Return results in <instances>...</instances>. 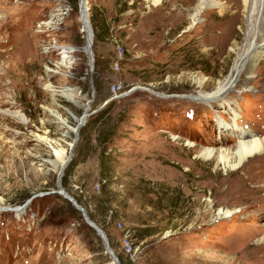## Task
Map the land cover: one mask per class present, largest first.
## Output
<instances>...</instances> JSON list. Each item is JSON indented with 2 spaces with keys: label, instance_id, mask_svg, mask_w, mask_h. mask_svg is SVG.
Masks as SVG:
<instances>
[{
  "label": "rangeland",
  "instance_id": "374dc122",
  "mask_svg": "<svg viewBox=\"0 0 264 264\" xmlns=\"http://www.w3.org/2000/svg\"><path fill=\"white\" fill-rule=\"evenodd\" d=\"M80 1L0 0V264H112L59 182L120 264H264V155L216 160L237 131L264 137V53L221 99H199L264 6L248 20L240 0H203L193 20L202 0H85L91 69ZM61 47L74 50L64 66ZM86 106L59 178L54 150L68 157Z\"/></svg>",
  "mask_w": 264,
  "mask_h": 264
},
{
  "label": "bare ground",
  "instance_id": "6f19581e",
  "mask_svg": "<svg viewBox=\"0 0 264 264\" xmlns=\"http://www.w3.org/2000/svg\"><path fill=\"white\" fill-rule=\"evenodd\" d=\"M159 0H153L152 3L155 5L158 4ZM241 6L246 10L248 20L251 19V17L254 15L255 7L257 1H259L260 6H264V2L262 0H240ZM86 2V1H85ZM201 6L198 12H196L192 19L195 20L197 15L200 13V10H202L205 7V2L203 0L201 1ZM214 3V2H213ZM210 4V3H209ZM261 6V7H262ZM85 10L81 11L80 14V21L83 25V33L85 34L86 38V48L84 51L89 54V43L92 41V32L90 25L88 24V18H87V5L85 4ZM264 8V7H263ZM260 12V10H259ZM258 12V14H259ZM261 24L260 27L255 26V29L253 31V36L249 40L248 48L243 51L235 60V63L231 69L230 75L224 79L222 82H220L217 86V88L210 93H202L199 95V99L206 102H212L215 99H221L222 95L226 94L231 90V88L234 86L235 83H237L238 75L241 73V71H246L250 69L251 65L255 62V59L258 58L262 53H264V11L261 14L260 17ZM260 23V22H259ZM63 49L61 51V61L60 65L64 66L63 63L69 58L71 54L74 53L73 48L71 47H61ZM90 64V62H89ZM91 68V64H90ZM245 73V72H244ZM248 82H245L244 87L248 88ZM202 86V85H200ZM61 96L69 103L74 105H79V98L77 96V93L75 90H71L69 88H65L61 91ZM88 107H85V110ZM228 111L231 114L233 110L228 106ZM55 118L60 121V124L65 125V121L61 120L59 116H57L55 113ZM81 120V119H80ZM231 121L232 118H230ZM218 127L221 130H224L226 127V124L222 121L218 122ZM68 130V129H67ZM76 133V129H69V132L67 133L69 136ZM234 137L237 140V144L233 146L231 150H221L217 154L216 160L222 164L225 168H229L231 170L239 167L241 164L245 163L247 159H252L255 156H259L261 158L262 155H264V137L257 138L253 134H241L238 131L234 133ZM72 147V145H70ZM216 150L214 148H205L202 150L201 158L203 160H210L215 157ZM54 156L55 159L53 161V165H56V167L61 168V172L63 170L64 163L66 162V159L62 158V153L60 151L54 150ZM263 157V156H262ZM264 158V157H263ZM222 211V210H221ZM219 215H222L224 218L230 215L229 211L226 212H220ZM263 228V227H262ZM264 240V237L261 238ZM262 240V241H263ZM264 242V241H263ZM127 243V242H126ZM125 243V244H126ZM130 244V243H129ZM130 250V249H129ZM132 251V250H131Z\"/></svg>",
  "mask_w": 264,
  "mask_h": 264
},
{
  "label": "water",
  "instance_id": "95a60500",
  "mask_svg": "<svg viewBox=\"0 0 264 264\" xmlns=\"http://www.w3.org/2000/svg\"><path fill=\"white\" fill-rule=\"evenodd\" d=\"M85 0H81L80 1V9L81 11H84L85 10ZM92 41H90L89 43V58H90V64H91V69H92V61H93V54H92ZM88 105H90L89 103H87ZM90 111V107L88 106V108L85 110L84 112V115L83 117L81 118V120L79 121V126L76 128V133H75V139L72 143V147L70 148V152H69V155H68V158L66 160V162L64 163V166H63V170L62 172L59 174V178H61L63 176V172L65 170V168L67 166H69L71 160H72V151L74 149V146H75V142L77 140V135H78V130H80L85 124L86 120L93 115V113H89ZM59 184V190L56 192L57 194H59L60 196H62L64 199H66L68 202H70L77 210H79L80 212H82V215L84 217V220H85V223H87L92 229H94L95 232H97V234L99 235V237L102 239L103 243H105V248H106V252L109 254L110 258H111V262L112 264H120V262H118V259L117 257H115V255L113 254L112 250L110 249L109 247V244L107 243V240H106V237L104 235V232L102 231L101 228H99V226L96 224V223H93L91 222L87 216L85 215L84 213V210L83 208H81L79 206V204L76 203V201L73 200V198H71L67 193L66 191L64 190V188L62 187V184H60V182L58 183Z\"/></svg>",
  "mask_w": 264,
  "mask_h": 264
},
{
  "label": "trees",
  "instance_id": "16d2710c",
  "mask_svg": "<svg viewBox=\"0 0 264 264\" xmlns=\"http://www.w3.org/2000/svg\"><path fill=\"white\" fill-rule=\"evenodd\" d=\"M64 187H65V185H64ZM73 198L78 204H81V198H77V197H73Z\"/></svg>",
  "mask_w": 264,
  "mask_h": 264
},
{
  "label": "built area",
  "instance_id": "2783aa9c",
  "mask_svg": "<svg viewBox=\"0 0 264 264\" xmlns=\"http://www.w3.org/2000/svg\"><path fill=\"white\" fill-rule=\"evenodd\" d=\"M117 88H121V87H117L116 84H114V91H113L114 93H115V89H117Z\"/></svg>",
  "mask_w": 264,
  "mask_h": 264
}]
</instances>
